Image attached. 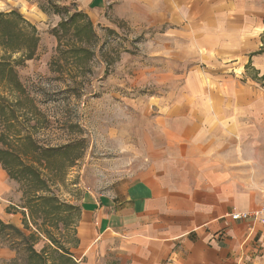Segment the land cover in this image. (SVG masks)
Returning a JSON list of instances; mask_svg holds the SVG:
<instances>
[{
  "label": "rangeland",
  "instance_id": "1",
  "mask_svg": "<svg viewBox=\"0 0 264 264\" xmlns=\"http://www.w3.org/2000/svg\"><path fill=\"white\" fill-rule=\"evenodd\" d=\"M27 1L44 16L0 5V162L11 182L0 264H73L66 255L84 193L110 190L143 164V136L158 143L163 113L187 111L184 96L220 73L204 48L238 34L229 20L241 14L192 0L182 37L171 24L113 16L109 5L88 23L75 3ZM244 5L241 31L264 53V0Z\"/></svg>",
  "mask_w": 264,
  "mask_h": 264
},
{
  "label": "crops",
  "instance_id": "2",
  "mask_svg": "<svg viewBox=\"0 0 264 264\" xmlns=\"http://www.w3.org/2000/svg\"><path fill=\"white\" fill-rule=\"evenodd\" d=\"M62 1L75 3L91 23L105 19L109 5L113 16L149 26L171 24L182 37L191 30L190 22L181 27L182 16L194 9L192 0ZM202 1L206 8L213 0ZM218 1L227 11L244 12V0L239 7ZM5 3L44 16L34 2L0 0ZM241 15L229 20L238 34L221 38L222 47L204 48L220 73L205 79L204 92L184 96L187 111L175 106L163 113L158 143L143 136V164L110 190L84 193L68 261L264 264V224L229 216L253 213L264 200V53L261 40L258 46L251 33L241 31ZM10 189L0 162V230L11 222Z\"/></svg>",
  "mask_w": 264,
  "mask_h": 264
},
{
  "label": "built area",
  "instance_id": "3",
  "mask_svg": "<svg viewBox=\"0 0 264 264\" xmlns=\"http://www.w3.org/2000/svg\"><path fill=\"white\" fill-rule=\"evenodd\" d=\"M232 219H241V218H247V217H252L254 220L258 221L261 224H264V200L263 203L260 207L259 210L254 211L253 213H247V212H242V213H231L229 215Z\"/></svg>",
  "mask_w": 264,
  "mask_h": 264
},
{
  "label": "trees",
  "instance_id": "4",
  "mask_svg": "<svg viewBox=\"0 0 264 264\" xmlns=\"http://www.w3.org/2000/svg\"><path fill=\"white\" fill-rule=\"evenodd\" d=\"M5 17H6V16H5L3 13L0 12V23L6 21V20H5V19H6ZM87 22L90 23L89 21H87Z\"/></svg>",
  "mask_w": 264,
  "mask_h": 264
}]
</instances>
